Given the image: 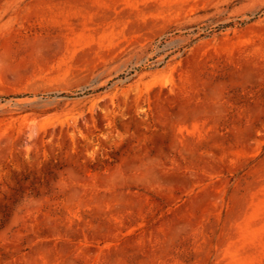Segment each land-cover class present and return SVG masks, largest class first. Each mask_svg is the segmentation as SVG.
<instances>
[{
	"label": "rangeland",
	"instance_id": "rangeland-1",
	"mask_svg": "<svg viewBox=\"0 0 264 264\" xmlns=\"http://www.w3.org/2000/svg\"><path fill=\"white\" fill-rule=\"evenodd\" d=\"M0 264H264V0H0Z\"/></svg>",
	"mask_w": 264,
	"mask_h": 264
}]
</instances>
